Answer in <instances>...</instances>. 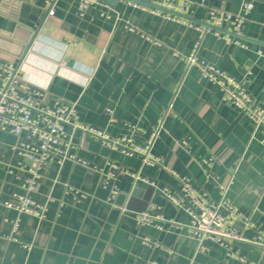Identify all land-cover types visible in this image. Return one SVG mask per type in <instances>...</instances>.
<instances>
[{
    "label": "crops",
    "instance_id": "1",
    "mask_svg": "<svg viewBox=\"0 0 264 264\" xmlns=\"http://www.w3.org/2000/svg\"><path fill=\"white\" fill-rule=\"evenodd\" d=\"M247 3L253 10L240 47L213 34L200 37L126 1L80 16L76 0H57L40 25L48 0H0V63L15 61L25 82L42 92V102L75 106L82 124L111 139L133 136L144 145L161 125L153 152L162 160L160 167H147L138 155L71 131L77 157L87 165L40 166L32 197L47 213L38 219L4 206L23 192L33 163L14 151L20 139L0 129V264H264V245L252 243L264 230V133L202 75L207 66L225 72L264 108V0H192L189 14L205 23L209 8L237 15ZM129 25L161 44L131 33ZM37 31L25 54L24 42ZM195 49L200 64L189 68L176 53L188 57ZM109 161L120 166L119 176H108ZM181 178L211 201L225 195L250 217L254 228L234 226L248 242L208 243L199 251L188 204L178 207L163 195L177 193ZM146 211L165 221L138 224L136 215Z\"/></svg>",
    "mask_w": 264,
    "mask_h": 264
},
{
    "label": "built area",
    "instance_id": "2",
    "mask_svg": "<svg viewBox=\"0 0 264 264\" xmlns=\"http://www.w3.org/2000/svg\"><path fill=\"white\" fill-rule=\"evenodd\" d=\"M76 1L80 16L85 15L90 8L104 4L103 0ZM52 2L53 0H48L49 5ZM153 3L177 15L151 9L153 14L162 15L169 20L193 28L199 32L200 37L213 34L225 41L226 44L245 46L241 38V31L252 13V3H247L242 13L237 15L209 8L205 23H197L190 19L192 0H158ZM130 5L141 7L133 3ZM198 6L205 9L207 7L204 1H200ZM50 14H52V10ZM128 30L154 45L161 44L158 40L139 32L134 26L129 25ZM176 55L183 59L189 68L200 64L197 49L188 57H183L179 53ZM202 75L204 79L220 88L223 95L222 100L225 103L244 114L256 129H262L264 133V108L255 103L241 82L213 66L203 68ZM0 80L2 82L0 88V129L20 139L18 145L14 147V151L21 158L33 163V167L29 170L31 177L26 180L23 192L6 201L5 207L38 219L46 217V205L37 202L32 197V193L37 187V180L40 178L38 173L40 166L50 161L62 164L66 160L87 165L85 161L77 157V148L72 142L71 131L93 136L109 147L120 149L125 155H138L142 157L143 164L147 167L162 165L161 158L153 152L161 125L144 145L137 144L133 136L111 139L105 130L82 124L75 106L59 101L53 105L42 102V92L25 82L20 66L15 61L0 63ZM107 112L112 115L111 109H107ZM262 143L264 144V138ZM107 167L109 177L115 178L120 175L121 169L116 162L109 161ZM172 174L177 176L174 172ZM69 192L74 191L69 189ZM113 193L116 194V191ZM75 195V198L79 196L77 193ZM163 195L178 207H184L185 203L188 204L185 210L192 217L190 233L198 242L199 251H206L208 243L228 247L233 241L248 242L243 233L235 230L234 226L236 223H241L243 229L246 230L254 228V225L250 217L241 213L225 195L217 202L211 201L205 193L195 188L188 178L180 179V188L177 193L173 194L169 190H164ZM82 197L80 196V198ZM123 210L128 211L126 208ZM136 220L142 226L150 225L154 221H165L161 214H153L150 211L137 214ZM18 228L19 221L17 220L13 225L11 235L7 238L15 240L14 234ZM144 243L150 245L148 239H145ZM252 243L264 245V230L256 232ZM240 262H244L243 259H240Z\"/></svg>",
    "mask_w": 264,
    "mask_h": 264
},
{
    "label": "water",
    "instance_id": "3",
    "mask_svg": "<svg viewBox=\"0 0 264 264\" xmlns=\"http://www.w3.org/2000/svg\"><path fill=\"white\" fill-rule=\"evenodd\" d=\"M56 1L57 0H53V2L49 5V7H48V9L46 11V14H45L43 20L41 21L40 25H42L43 22L46 20V18L49 16L52 8L54 7V4L56 3ZM103 1L109 7H115V6H117V4L119 2L126 1V2H129V3H133V4H136L138 6L144 7V8L155 9V10H158V11H161V12H164V13H171V14L177 15L174 12L167 11L162 6H159V5L154 4L150 0H103ZM37 34H38V31L35 34L32 33L31 36H30V39L24 42V44H25V49H24L25 54L31 49V47L33 45V42H34V40L37 37Z\"/></svg>",
    "mask_w": 264,
    "mask_h": 264
}]
</instances>
